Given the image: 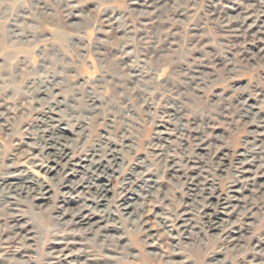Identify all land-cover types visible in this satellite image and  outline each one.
<instances>
[{
	"label": "rangeland",
	"instance_id": "374dc122",
	"mask_svg": "<svg viewBox=\"0 0 264 264\" xmlns=\"http://www.w3.org/2000/svg\"><path fill=\"white\" fill-rule=\"evenodd\" d=\"M45 121L70 129L82 165L75 176L50 171ZM108 140L117 159L90 184L102 169L93 149L108 152ZM260 146L264 0H0V186L28 172L50 190L46 199L0 200V264H52L54 250L87 264H264V166L245 165ZM141 176L160 187L144 202L133 196ZM101 183L112 191L105 207ZM233 190L246 202L217 208L219 195L242 199ZM135 197L137 223L123 210ZM84 207L100 210L94 225H76ZM15 219L33 242L20 239L27 233Z\"/></svg>",
	"mask_w": 264,
	"mask_h": 264
},
{
	"label": "bare ground",
	"instance_id": "6f19581e",
	"mask_svg": "<svg viewBox=\"0 0 264 264\" xmlns=\"http://www.w3.org/2000/svg\"><path fill=\"white\" fill-rule=\"evenodd\" d=\"M42 93L45 94L44 92L38 91V94H42ZM45 97H48L49 98V95L46 93L45 94ZM89 98H91L92 101L98 102V99L96 97H92L91 96ZM96 102L94 103V105H90V104L87 105L88 106V112H92L93 113L95 110H97L98 104L96 105ZM59 104H61V102H59ZM246 109L248 110V108H246ZM43 113L46 114V116H48V119H52V116H50V114L53 115V112L51 110H49L47 112H43ZM81 120L82 119H80V121ZM66 130H70V129L69 128H63V127H61V125L55 126L53 123L50 124V122H46L45 129H44V131H42V137L40 139H41V143L43 144V146L41 147V151H43L44 152V155H46V157H48L49 159H51V161L54 162L55 163V166H56V167H54V166L50 167V171H58L57 170L58 169L57 167H61L65 171H66V169H70L71 170V173H69L68 175H66V177H67V176H75L77 173H79V171L77 169H74V168L75 167H82V165L80 163H76V162L74 163L73 162L74 159L76 158V150L73 149V148H71L70 145L68 144L67 137H66L65 132H64ZM105 144L110 148V149H108V152L109 153L104 151L105 148L103 147L102 144L97 145L96 148L93 149V151L99 152V154L98 153H95V154H98L99 155V158L97 157L98 159H93L91 164H92V166L95 169L96 168H99V169L102 168V169H101V173L100 174H95V172H93V173L91 172V174H93V176L92 177H89L87 179V182L90 183V184H92V179H95V178H96V180H98V179L99 180H102V179H105L106 180V178H107L106 175H107V172H108V168L110 169V167L112 165L111 164L112 161L117 159V154L115 155V153H117L116 152V148H112V145H113L112 141L111 140H108V142L107 143L105 142ZM97 147H99V148H97ZM259 150L260 151L258 152L256 150V147H254L252 149V154L253 155H256L257 157H255V158L252 159L253 162H251V163L248 162V164H245L246 165V170L249 169V168L247 169L248 166L258 167V169L260 167H263L264 166V162H263L264 160L262 162H260V166H255L254 165V162H257V160H262V158H264L263 157V155H264V148L261 147V149H259ZM69 151H71V153L74 154L72 157L70 156ZM108 154H110V155H108ZM242 156L245 157V160H249V156H247L245 154L242 155ZM52 158H54V159H52ZM166 159H164V160L167 161ZM106 160H107V166L104 165V162ZM81 161H84V160L81 159ZM70 166H73V167L71 168ZM83 169L88 170L87 167H83ZM192 169L193 168L191 167L189 169V171H185V174H190L191 175V170ZM248 173H253V172L252 171L245 172V174H248ZM11 174L12 175H10L8 177L11 180H18L19 183L18 184L9 183V186H8V184L6 186H3V187L0 186L1 187L0 188V196L2 198L0 200H2L4 204H9L12 201H16L19 197H22L24 194H26L27 197H32V198H38V196H39L38 199H46V196L50 194V190H48L45 187V185L41 182V180L39 181L38 179H36V177L34 178V175L28 174V172L27 173H22V172H20V173H11ZM257 177L260 178V177H264V176L263 175L262 176L261 175H257ZM140 178H141V180H139L138 185H139V188H141V189H139L138 191H139V193H141L142 196H140L139 193L138 194H136V193L133 194L132 193L133 196H137V198L138 199H142L143 202H144L143 195H145L146 197H149V199L153 198L154 196H157L158 195V192L160 190V187L158 186V183L159 182L156 181V180H154L152 177H149V176H148V178L146 177L145 179H143L144 177H142V176ZM50 180H52V182H53V179H50ZM248 181H250V180H248ZM107 185L108 184H102L101 183V185H99L98 187H96V188H98V190L96 191V195L100 199V201L97 202V203H99L100 205H102L104 207L106 206L105 202H107V200H106L107 196L109 195V193L112 192L108 188ZM37 187H38V190H35ZM64 187H67V188H70V189L74 190L77 187V183L74 180H68V181H66L64 183ZM232 193H239L240 194V190H233ZM239 196L242 199H238L236 195L233 196V197L232 196L229 197L228 195H227V197H223V195H221V196L219 195V197L216 198L217 199V204H215V205L218 208V206L222 205V202H227V203H230V202H233V201H237V202L239 201L241 203L246 202V200H247L246 198L247 197L246 196L244 197V195L242 194V192H241V194ZM72 199L73 198L70 197V199H66L65 198V200H63L64 205L59 207V209L62 210L61 211V215L66 216V215H70L71 214L69 211H71V210L73 211V209L70 208V207H67V206H68L69 203L72 202ZM134 200H135V202L132 203V204L131 203L129 204V202H127L126 208H123V210L130 212V215L127 217V220L131 219V220H133V222L136 221L135 223H137L139 220L136 217L137 216V211H136V208L137 207L136 206L139 205V204H137L138 203L137 202L138 200L136 199V197H135ZM243 206L244 205H242V208H243ZM84 208H81V209L79 208V211L77 213L75 212L72 215L73 218H75L74 221L76 220V225L77 226H81V225H85V223L86 224H90V226L91 225H94L95 222L94 223H91V222L96 219V217L98 216V213L97 212H100V210L99 211H96V212H90L89 214H85L83 212L86 211V208L85 209ZM140 208H142V207H140ZM82 209H84V210H82ZM96 209L98 210V207ZM244 209L246 210V207ZM219 212L220 211H218L217 213H215L214 216H213V218H212V221H211V224H210L212 229L213 228L218 229V227H219L220 222L217 221V220H220V217H219L220 213ZM121 215H122V213H121ZM22 223H23V220L22 219H15L13 221L14 228H19L20 230H23V231H25L27 233V235H21L22 237L20 239L25 240V242H33L34 241V238L31 236V233L32 232L30 230L27 231V229L23 226ZM209 223H210V221L208 222V224ZM221 223H222V219H221ZM180 228L182 230H186L187 231L188 230V225L186 224V222H184V223H182V225H181ZM148 231H150V230H148ZM152 236H151V238H152ZM233 239H231V240H233ZM236 240L237 239H234L233 241H236ZM261 245H263V244H261ZM63 252H64V250H54L52 252L53 255L51 256V258H52V260H56V262H54L52 264H87L88 261H92V260H90L88 258V256L87 257L85 256L86 257V262H81V261L80 262H76L75 261L76 259L75 260H68V259H71V258L73 259V257L75 255L77 256L79 254L78 253H73V254H70V255L65 256L63 254Z\"/></svg>",
	"mask_w": 264,
	"mask_h": 264
}]
</instances>
